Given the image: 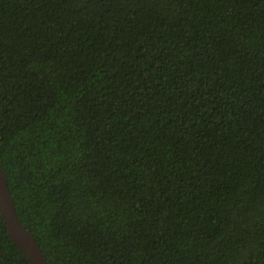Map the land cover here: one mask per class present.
<instances>
[{"label": "trees", "instance_id": "16d2710c", "mask_svg": "<svg viewBox=\"0 0 264 264\" xmlns=\"http://www.w3.org/2000/svg\"><path fill=\"white\" fill-rule=\"evenodd\" d=\"M0 168L50 264H264V0H0Z\"/></svg>", "mask_w": 264, "mask_h": 264}, {"label": "water", "instance_id": "95a60500", "mask_svg": "<svg viewBox=\"0 0 264 264\" xmlns=\"http://www.w3.org/2000/svg\"><path fill=\"white\" fill-rule=\"evenodd\" d=\"M0 215L7 233L31 264H50L43 255L35 237L25 228L17 216L9 190L7 177L0 168Z\"/></svg>", "mask_w": 264, "mask_h": 264}]
</instances>
